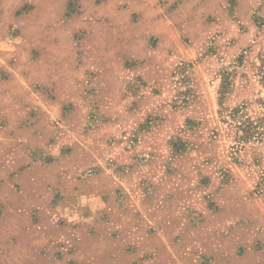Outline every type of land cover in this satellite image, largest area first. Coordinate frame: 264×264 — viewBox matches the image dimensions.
Wrapping results in <instances>:
<instances>
[{"label": "rangeland", "instance_id": "1", "mask_svg": "<svg viewBox=\"0 0 264 264\" xmlns=\"http://www.w3.org/2000/svg\"><path fill=\"white\" fill-rule=\"evenodd\" d=\"M0 82V264H264V0H0Z\"/></svg>", "mask_w": 264, "mask_h": 264}, {"label": "crops", "instance_id": "2", "mask_svg": "<svg viewBox=\"0 0 264 264\" xmlns=\"http://www.w3.org/2000/svg\"><path fill=\"white\" fill-rule=\"evenodd\" d=\"M26 82H0V101L1 99H5V100H15V93H14V89H15V86H19L22 87V89H24V92L23 94H26L25 91L26 88L29 86H32L33 85V82H27V86L24 87V85L22 84H25ZM35 86V84H34ZM28 94V93H27ZM81 210V214H84L85 212L84 211H87V209H80ZM84 212V213H82ZM109 255V253H107Z\"/></svg>", "mask_w": 264, "mask_h": 264}]
</instances>
